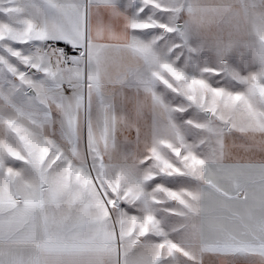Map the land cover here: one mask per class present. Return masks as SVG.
<instances>
[{
	"label": "snow or ice",
	"instance_id": "snow-or-ice-1",
	"mask_svg": "<svg viewBox=\"0 0 264 264\" xmlns=\"http://www.w3.org/2000/svg\"><path fill=\"white\" fill-rule=\"evenodd\" d=\"M0 264H264V0H0Z\"/></svg>",
	"mask_w": 264,
	"mask_h": 264
}]
</instances>
